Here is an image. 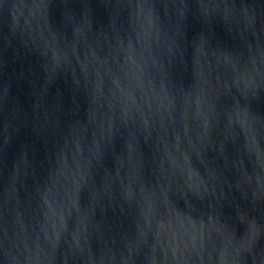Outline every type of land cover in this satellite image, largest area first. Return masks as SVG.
Returning a JSON list of instances; mask_svg holds the SVG:
<instances>
[{
    "label": "water",
    "instance_id": "95a60500",
    "mask_svg": "<svg viewBox=\"0 0 264 264\" xmlns=\"http://www.w3.org/2000/svg\"><path fill=\"white\" fill-rule=\"evenodd\" d=\"M0 264H264V0H0Z\"/></svg>",
    "mask_w": 264,
    "mask_h": 264
}]
</instances>
